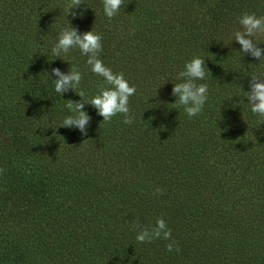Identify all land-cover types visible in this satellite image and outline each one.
Here are the masks:
<instances>
[{
    "label": "trees",
    "instance_id": "trees-1",
    "mask_svg": "<svg viewBox=\"0 0 264 264\" xmlns=\"http://www.w3.org/2000/svg\"><path fill=\"white\" fill-rule=\"evenodd\" d=\"M68 3L0 0V264H264V121L246 98L264 57L234 39L264 0H124L112 20L102 0L75 17ZM70 26L100 34L99 58L136 87L131 125L85 104L87 135L59 127L82 98L55 92L53 68L75 66L85 99L104 83L79 49L52 55ZM196 56L208 99L189 118L172 89ZM160 217L178 252L136 241L132 225Z\"/></svg>",
    "mask_w": 264,
    "mask_h": 264
},
{
    "label": "clouds",
    "instance_id": "clouds-1",
    "mask_svg": "<svg viewBox=\"0 0 264 264\" xmlns=\"http://www.w3.org/2000/svg\"><path fill=\"white\" fill-rule=\"evenodd\" d=\"M84 0H69L66 7L67 14L71 13L73 17L82 14L73 10V6L79 8ZM103 11L108 20H112L120 11L124 0H102ZM238 23L242 30L234 32V39L241 45L243 54H250L254 58L261 60L264 57V49L258 47L259 37L264 36V16L257 17L255 13L244 12L238 18ZM135 33V28L129 29V34ZM72 49H79L81 54L87 57L86 63L95 75L102 77L104 83L99 86V92L85 99V92L80 88L82 81L81 72L75 67H70L67 73L60 68L51 70L57 79L54 80V90L63 95L69 90H74L82 99L80 101L67 100L64 105L69 110L61 121L59 127L78 129L82 135H87V128L91 117L85 111V104H91L98 115L103 117L104 123L111 122L112 118L118 114L123 116V123L131 125L134 120V114L129 107V98L136 94V87L130 85L125 79L124 74L114 73L109 67H106L99 58L102 52V36L93 31L80 33L75 27H68L61 30L58 34L57 42L51 48V53L56 58L67 56ZM205 61L201 57H193L187 61L182 71H180L174 83L172 95L177 97L174 107L179 109L181 106L185 114L192 118L202 113L204 105L208 99V85L206 83H197L206 79ZM251 90L246 92V98L250 105L251 112L261 121H264V72L251 75ZM101 126V125H100ZM4 172L0 168V174ZM164 189L156 187L153 190L154 196L163 194ZM132 231L136 232V241L138 243H150L155 239H164L169 241L166 250L172 252L179 251L178 243L172 238V231L166 221L160 217L152 227H142L139 223L132 225Z\"/></svg>",
    "mask_w": 264,
    "mask_h": 264
}]
</instances>
